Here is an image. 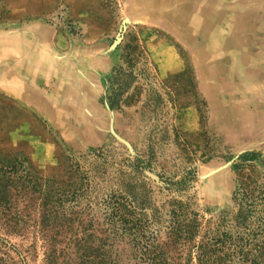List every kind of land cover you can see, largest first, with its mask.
Masks as SVG:
<instances>
[{
    "label": "rangeland",
    "instance_id": "obj_1",
    "mask_svg": "<svg viewBox=\"0 0 264 264\" xmlns=\"http://www.w3.org/2000/svg\"><path fill=\"white\" fill-rule=\"evenodd\" d=\"M3 1L0 149L24 154L45 178L88 177L74 227L90 223L95 243L119 264H134L131 236L98 202L136 182L148 190L157 242L168 241L180 202L197 213L196 241L233 231V164L254 151L245 171L264 175V0ZM122 22L174 99L167 115L145 107L143 91L121 110L101 99L117 62L108 45ZM69 236H56L54 264H76ZM33 242L31 233L0 232V264H43L44 248ZM181 248V259L192 253L197 264L194 249Z\"/></svg>",
    "mask_w": 264,
    "mask_h": 264
},
{
    "label": "trees",
    "instance_id": "obj_2",
    "mask_svg": "<svg viewBox=\"0 0 264 264\" xmlns=\"http://www.w3.org/2000/svg\"><path fill=\"white\" fill-rule=\"evenodd\" d=\"M4 12V1L0 0V24ZM138 42L132 27L122 22L108 45L117 62L106 79L101 99L111 110H121L139 100L143 91L145 107L160 106L166 109L163 115H167V103L173 108L174 99L165 84L158 82ZM258 157L254 151L247 152L233 164L237 175L232 196L236 205L233 231L205 233L196 241L201 226L197 213L187 203L180 202L171 211L168 241L157 242L158 232L150 231L153 221L147 214L148 190L136 182H127L123 193L105 195L98 203L110 224L131 236L136 252L134 264H190L192 253L186 261L181 259L183 246L194 249L192 258L197 264H264V175L252 176L245 171L247 162ZM88 188V177L83 173L77 182H58L40 175L24 154L0 149V232L18 236L33 234L32 245L41 242L44 248L43 264L56 262L55 239L60 233H69V239L73 240L76 264H119L104 243L94 242V236L87 232L90 223L78 220L74 227L75 208L88 195Z\"/></svg>",
    "mask_w": 264,
    "mask_h": 264
},
{
    "label": "water",
    "instance_id": "obj_3",
    "mask_svg": "<svg viewBox=\"0 0 264 264\" xmlns=\"http://www.w3.org/2000/svg\"><path fill=\"white\" fill-rule=\"evenodd\" d=\"M112 134L114 135V137H116L118 140L122 141L126 146H129L127 142H125L123 139H121L119 136H117L113 131Z\"/></svg>",
    "mask_w": 264,
    "mask_h": 264
},
{
    "label": "crops",
    "instance_id": "obj_4",
    "mask_svg": "<svg viewBox=\"0 0 264 264\" xmlns=\"http://www.w3.org/2000/svg\"><path fill=\"white\" fill-rule=\"evenodd\" d=\"M229 46L228 45H226V48H228Z\"/></svg>",
    "mask_w": 264,
    "mask_h": 264
}]
</instances>
